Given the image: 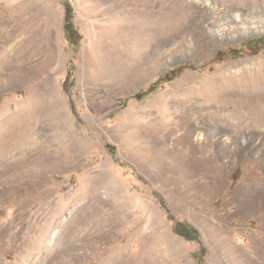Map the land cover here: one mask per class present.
Masks as SVG:
<instances>
[{
    "label": "rangeland",
    "instance_id": "1",
    "mask_svg": "<svg viewBox=\"0 0 264 264\" xmlns=\"http://www.w3.org/2000/svg\"><path fill=\"white\" fill-rule=\"evenodd\" d=\"M239 1L0 0V264H264V10Z\"/></svg>",
    "mask_w": 264,
    "mask_h": 264
},
{
    "label": "bare ground",
    "instance_id": "2",
    "mask_svg": "<svg viewBox=\"0 0 264 264\" xmlns=\"http://www.w3.org/2000/svg\"><path fill=\"white\" fill-rule=\"evenodd\" d=\"M219 1V3L221 2L223 5V8H228V7H239V6H242V4L243 5H245L244 3H240V1L239 0H218ZM247 3H248V7H251L252 8V10H254V9H256V10H259V11H261V10H264V0H245ZM234 4V5H233ZM255 4H258L257 6H255ZM245 7L247 8V5H245ZM254 8V9H253ZM264 12V11H263ZM234 19H236V20H238L239 19V15H234ZM176 24V23H175ZM148 28V27H147ZM146 28V29H147ZM158 28H159V26L157 25V27H154L152 30H151V32L149 33V34H155V30L157 31L158 30ZM150 29V28H149ZM148 32V31H147ZM28 48V47H27ZM29 49V48H28ZM24 50H25V48H24ZM29 50H31V49H29ZM25 52V51H24ZM25 55H26V53H25ZM25 57V56H24ZM29 58V57H28ZM3 59V58H2ZM15 60V59H14ZM4 63L5 64H7L6 66H4L5 68H4V70H7V69H10V68H12V66L13 65H11V61L10 60H8V62H5L4 61ZM28 63V62H27ZM16 65V64H15ZM16 67V66H15ZM21 70V69H20ZM10 72V71H9ZM240 103H242V104H244L243 102H240ZM63 121L64 122H66V118H64L63 119Z\"/></svg>",
    "mask_w": 264,
    "mask_h": 264
},
{
    "label": "trees",
    "instance_id": "3",
    "mask_svg": "<svg viewBox=\"0 0 264 264\" xmlns=\"http://www.w3.org/2000/svg\"><path fill=\"white\" fill-rule=\"evenodd\" d=\"M69 25V26H68ZM65 31H66V33H67V36H68V38L70 39V37H71V34L74 32V30L72 29V27H71V24H67L66 25V27H65ZM171 221H173L171 218H169ZM172 223H174L173 225H174V232L176 233V234H178L179 236H181V237H183L184 239H186V240H189L190 239V233H193L194 232V230L193 229H191L190 227H188V226H186L185 227V229L186 230H184V231H182L181 229L183 228V226H182V224H178V223H176V222H172Z\"/></svg>",
    "mask_w": 264,
    "mask_h": 264
}]
</instances>
